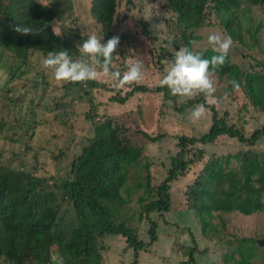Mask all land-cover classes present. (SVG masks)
<instances>
[{
    "label": "trees",
    "instance_id": "16d2710c",
    "mask_svg": "<svg viewBox=\"0 0 264 264\" xmlns=\"http://www.w3.org/2000/svg\"><path fill=\"white\" fill-rule=\"evenodd\" d=\"M132 2L90 0L93 21L83 28L66 22L72 17V0H0V60H4L3 64L0 61V71L7 75L0 81V97L9 99L6 105L11 110L26 106L22 116L13 117L12 123L0 117V264H105L103 253L109 250L118 254L115 264H139L140 251H148L158 238V223L150 213L163 214L170 210L171 183L206 154L196 144L215 143L221 136L235 139L243 149L220 156L212 153L185 190L186 207L194 211L202 235L223 232L224 223H215L216 216L221 220L223 214L250 215L264 210V151L256 148L264 139V123L246 134L243 126L231 122L226 112L220 114L216 104L208 103L203 95L178 101L180 97L172 96L160 85L154 88L135 84L127 86L130 89L122 94V89L114 87L105 77L86 84L62 82V87H57L47 80L46 73L36 79L23 76L24 68L36 52L45 59L50 51L68 50L73 59L80 58L79 46L92 34L103 36L102 43L119 36L120 46L115 53L118 56L114 57L112 67L123 73L126 57L121 40L126 35L118 32L116 15L122 4ZM158 2L170 13L162 20L165 32L171 37L160 39L157 31L142 20L143 32L157 47L152 55L158 66L170 63L175 51L184 46L205 59L217 55L212 48H193L201 39L197 31L216 24L231 36L235 45L258 47L264 52L261 44L264 18L254 14V9H264V0ZM44 24L47 27L39 34L22 35L15 31L18 26H30L36 31ZM215 76L223 81L225 92L235 90L231 81L238 82L248 103L264 112V62L251 56L244 67L229 54ZM54 89L58 93H53ZM103 92H112L109 100L118 104H124L136 92H161L180 114L205 104L209 108L210 124L196 136H177L178 150L169 157L166 176L152 185L147 162L143 164L145 175L139 174L143 147L128 136V129L112 115H99L98 94ZM77 98L78 103L87 107L83 115L90 131L81 151L65 162L66 149L74 138V125L70 121L74 111L67 110L66 105ZM8 124L20 129V135L5 132ZM138 132L151 142L166 135ZM60 138L62 144L52 148L50 144ZM66 164L67 172L58 175L56 172ZM132 169L143 182L128 184ZM135 186L143 187L144 193L137 196L140 209L133 219L128 205ZM152 194L156 198L148 201ZM142 219L149 223L147 241L138 237V227L133 223ZM164 223L168 222L164 220ZM227 235L229 238L223 242L226 250L221 253L223 264H258L257 259L264 260V240L260 245L258 236ZM108 236L123 239L121 251L108 246ZM191 239L192 245L186 248L180 245L187 256L180 264H196V254L203 255L210 249H199L192 233ZM129 248L132 255L124 263L122 257Z\"/></svg>",
    "mask_w": 264,
    "mask_h": 264
},
{
    "label": "rangeland",
    "instance_id": "374dc122",
    "mask_svg": "<svg viewBox=\"0 0 264 264\" xmlns=\"http://www.w3.org/2000/svg\"><path fill=\"white\" fill-rule=\"evenodd\" d=\"M73 10L72 17L66 22L70 26L79 25L83 28L87 27L93 19L90 16V0H72ZM132 4L134 6L132 7ZM132 4H122L116 15L117 30L120 33L126 35L125 39L121 40L122 49L125 54V68L136 61H140L143 65L144 78L139 84H144L148 87H154L160 85L159 81L165 74L169 63L158 66L154 62L153 53L154 49L157 50L155 44L151 43V39L143 32L142 20H146L150 27L157 31L160 39H168L171 37L165 32V25L162 19L170 16L158 0H133ZM254 14L264 18V9H254ZM75 19L76 23L73 22ZM55 29H58L57 24H54ZM198 34L201 39L194 43V49H207L211 46L207 42L208 35L212 33L225 34L223 29L218 25L208 26L200 28ZM261 44L264 45V30L261 34ZM230 56L233 61L246 67L249 63V58L252 56L258 60L264 62V52L258 47L246 48L242 45H235L233 43L230 51ZM249 57V58H248ZM42 54L35 53L30 57V63L24 68L23 76L36 79L41 73H46L47 80L51 84H55L57 87H62V82L58 81L54 77V73L43 67ZM4 63V60H0ZM6 73L0 71V81L6 79ZM104 77L98 76V79ZM105 80V79H103ZM217 91L215 94H220L219 103L216 107L220 114L224 112L231 122H235L238 126H243L246 134H249L256 127L261 126L264 123V112L253 108L242 95L240 90L224 91V83L222 80L215 76ZM1 83V82H0ZM122 89V94L130 89L125 87H119ZM58 89H54L53 93H58ZM18 93V92H17ZM112 92H103L98 94V100L100 105L98 106L99 115L108 114L112 115L114 120L128 129V136L134 142L139 143L142 148L141 167L139 170L140 175H145L143 170V164H149V174L151 176V184L156 185L161 182L166 176V172L169 166V157L174 154L178 147L177 136L188 135L196 136L201 132H205L210 124V115L207 112L203 118L198 121H192L189 119L191 110L185 114H180L172 109V101L164 99L161 92H136L131 98H129L124 104H118L109 100V95ZM178 101L181 98H177ZM78 98L74 99L70 104L66 105V109L74 111L72 125H74V138L71 144L66 149L67 153L64 157L65 162H69L72 156L78 154L81 151L82 145L87 143L86 137L89 135L90 125L84 118V103H78ZM9 99L4 96L0 97V117L7 122L12 123L13 117L17 118L22 116L26 111V106L22 105L17 107L16 110H11L6 104ZM26 104V103H25ZM139 130H144L151 135L159 132H164L166 135L156 141L151 142L143 138ZM67 135L69 133L68 130ZM65 131V132H66ZM8 134L17 133L19 136L22 131L17 127H7ZM62 131L59 130L58 134ZM66 134V133H65ZM63 139L53 142L52 148L55 145H61ZM198 148H203L206 152L204 159L200 162H196L191 165L187 172L180 176L177 180L171 183L169 194L171 200V208L169 211L161 214L159 212L150 213V217L157 221V240L149 247L148 251H140L139 264H180L181 260H186L187 256L183 253L184 248L188 245H192L191 233L196 237L198 248H210L205 254H196V264H223L221 259V253L226 250V246L223 242L229 238L227 233L241 236H258L264 240V210L256 212L250 215H243L237 212L223 214L220 220L217 216L214 218L215 223L223 222V232L216 233L213 236H204L200 231V227L197 223L196 216L193 210L187 209L185 190L187 185L191 184L198 172L201 170L203 163L209 158L212 153L215 155H222L227 153H234L243 146L239 145L235 139L227 136L219 137L215 143H207L202 145L196 144ZM258 150L264 151V139L257 144ZM65 150V151H66ZM57 152V150H56ZM46 166V165H45ZM49 167H46V170ZM66 166H62L56 173L58 175H64L67 172ZM51 168L49 172H52ZM128 184L132 185L140 181L142 178H137L134 169L129 172ZM130 190V189H129ZM131 193V203L128 205L133 212V219L137 217V212L140 209L137 203V196L144 193L143 187L135 186V191ZM156 198L155 194L148 197V201ZM166 220L168 223H164ZM138 227V237L145 241L148 240L146 234L149 223L146 219L133 222ZM190 232V233H189ZM220 237V238H219ZM175 239V240H174ZM260 240V239H258ZM174 241V244H173ZM106 243L110 248L117 251H121L124 247L123 239L120 237L108 236ZM264 245V243H263ZM264 252V248H263ZM116 253V254H115ZM132 255V249L129 248L124 257L123 262L126 263L129 257ZM105 264H115L118 260V254L114 250H109L107 253H103ZM258 260V259H257ZM258 264L264 263V260H258Z\"/></svg>",
    "mask_w": 264,
    "mask_h": 264
},
{
    "label": "clouds",
    "instance_id": "9594fccd",
    "mask_svg": "<svg viewBox=\"0 0 264 264\" xmlns=\"http://www.w3.org/2000/svg\"><path fill=\"white\" fill-rule=\"evenodd\" d=\"M47 6V5H44ZM47 27L44 24L34 31L30 26H18L15 31L22 34H39ZM60 35V33H55ZM103 36L89 35L79 46L80 58L73 59L68 50L48 52L43 60V67L52 71L56 80L66 83L86 84L103 76L113 83L114 87H131L139 84L144 78L143 65L140 61L131 63L127 71L121 73L113 69V59L118 56L120 46L119 36H112L102 43ZM207 42L217 55L210 59L203 58L190 47L184 46L175 51L165 74L159 81L161 87H166L174 97L191 100L203 95L208 103L217 104L219 98L215 82L216 70L225 65L227 57L233 46L230 35L212 33L208 35ZM233 88L239 90L240 85L231 81ZM209 111L205 104H198L189 114V119L198 121Z\"/></svg>",
    "mask_w": 264,
    "mask_h": 264
},
{
    "label": "water",
    "instance_id": "95a60500",
    "mask_svg": "<svg viewBox=\"0 0 264 264\" xmlns=\"http://www.w3.org/2000/svg\"><path fill=\"white\" fill-rule=\"evenodd\" d=\"M259 244L262 245L263 239L258 240Z\"/></svg>",
    "mask_w": 264,
    "mask_h": 264
}]
</instances>
